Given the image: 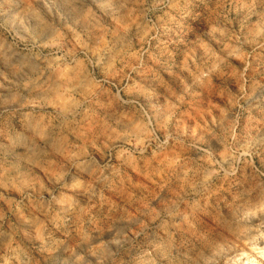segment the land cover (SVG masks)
Returning <instances> with one entry per match:
<instances>
[{
    "label": "rangeland",
    "instance_id": "rangeland-1",
    "mask_svg": "<svg viewBox=\"0 0 264 264\" xmlns=\"http://www.w3.org/2000/svg\"><path fill=\"white\" fill-rule=\"evenodd\" d=\"M264 264V0H0V264Z\"/></svg>",
    "mask_w": 264,
    "mask_h": 264
},
{
    "label": "bare ground",
    "instance_id": "bare-ground-1",
    "mask_svg": "<svg viewBox=\"0 0 264 264\" xmlns=\"http://www.w3.org/2000/svg\"><path fill=\"white\" fill-rule=\"evenodd\" d=\"M252 264V263H251Z\"/></svg>",
    "mask_w": 264,
    "mask_h": 264
}]
</instances>
